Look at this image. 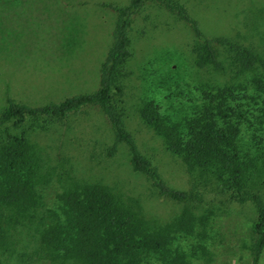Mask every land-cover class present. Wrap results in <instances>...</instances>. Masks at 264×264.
Here are the masks:
<instances>
[{"label": "rangeland", "instance_id": "374dc122", "mask_svg": "<svg viewBox=\"0 0 264 264\" xmlns=\"http://www.w3.org/2000/svg\"><path fill=\"white\" fill-rule=\"evenodd\" d=\"M129 1L0 0V111L7 104V94L17 101L40 105L96 89L116 20V11L109 5L123 6ZM175 1L198 20L206 36L230 37L264 57V0ZM130 37L131 56L122 68L123 92L115 100L124 107V123L143 155L171 186L187 189L189 174L182 156L168 150L163 138L143 122L137 105L144 99L154 100L162 115L184 123L200 112L205 102L221 103L211 99L226 87V76L212 65L197 66L191 28L156 3L147 1L134 19ZM224 56L221 52L219 58L226 62ZM261 93L253 84L238 88L230 106L236 110L233 119L239 124L241 152L264 158ZM54 125L33 134L49 163L66 159L80 179L100 181L137 198L149 217L167 220L180 210L177 201L159 195L149 179L134 169L127 145L120 143L109 154L114 138L98 108H86ZM60 190L56 179L39 187L37 211L46 222L53 220L52 215L62 214L57 199ZM204 206L216 207L210 214L208 235L200 239L195 234L180 241L185 250L195 242L206 243L210 260L206 255L201 257L202 250L196 245L194 263L253 264L252 227L258 216L254 204H224L210 196ZM35 233V227L19 229L17 253L5 258L4 264H52L45 258L29 259ZM158 257L148 260L158 263ZM257 264H264V249Z\"/></svg>", "mask_w": 264, "mask_h": 264}, {"label": "trees", "instance_id": "16d2710c", "mask_svg": "<svg viewBox=\"0 0 264 264\" xmlns=\"http://www.w3.org/2000/svg\"><path fill=\"white\" fill-rule=\"evenodd\" d=\"M147 1L174 13L191 28L197 66L212 65L226 76V87L211 99L221 103L205 102L184 123L162 115L154 100L144 99L137 105L143 122L163 138L168 150L182 156L189 174L187 189L171 186L143 155L124 123V107L115 100L123 92L122 68L131 56L130 29ZM109 6L116 11V20L96 89L40 105L7 94V104L0 111V264L17 253L16 232L33 227L29 259L45 258L52 264H195L196 245L201 257L210 260L206 243L195 242L190 250L180 243L187 236L197 234L203 239L208 235L210 214L216 208L204 206L210 196L224 204H254L258 216L252 227L253 264H257L264 249V158L241 152L239 124L233 119L236 110L230 102L235 101L238 88L253 84L261 90L264 103V57L230 37L206 36L198 20L175 0H130L123 6ZM221 52L226 62L220 60ZM89 107L98 108L107 119L114 138L109 154L118 144L127 145L134 169L149 179L159 195L181 205L174 216L149 217L137 198L106 183L80 179L66 159L58 164L47 161L33 134ZM54 179L61 188L57 199L62 214L46 222L37 211L39 187ZM157 254L158 263L148 260Z\"/></svg>", "mask_w": 264, "mask_h": 264}]
</instances>
